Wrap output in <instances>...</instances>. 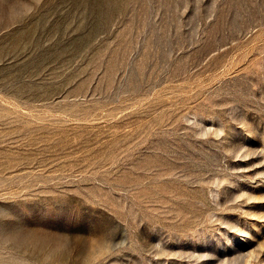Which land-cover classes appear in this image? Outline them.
Returning a JSON list of instances; mask_svg holds the SVG:
<instances>
[{
	"label": "rangeland",
	"instance_id": "obj_1",
	"mask_svg": "<svg viewBox=\"0 0 264 264\" xmlns=\"http://www.w3.org/2000/svg\"><path fill=\"white\" fill-rule=\"evenodd\" d=\"M0 264H264V0H0Z\"/></svg>",
	"mask_w": 264,
	"mask_h": 264
}]
</instances>
